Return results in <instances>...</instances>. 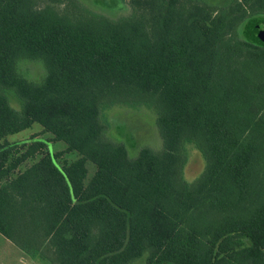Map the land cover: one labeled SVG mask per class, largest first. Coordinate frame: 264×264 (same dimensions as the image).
<instances>
[{
    "label": "trees",
    "instance_id": "1",
    "mask_svg": "<svg viewBox=\"0 0 264 264\" xmlns=\"http://www.w3.org/2000/svg\"><path fill=\"white\" fill-rule=\"evenodd\" d=\"M261 33L264 0H0V234L41 264H264ZM114 108L160 147L130 154ZM33 123L78 157L6 139Z\"/></svg>",
    "mask_w": 264,
    "mask_h": 264
},
{
    "label": "rangeland",
    "instance_id": "2",
    "mask_svg": "<svg viewBox=\"0 0 264 264\" xmlns=\"http://www.w3.org/2000/svg\"><path fill=\"white\" fill-rule=\"evenodd\" d=\"M19 72L31 80H40L46 73V69L42 61L38 59H21L18 62ZM109 119L111 123L110 133L117 141H124L125 143H132L136 147L129 148L130 154H135L136 149L141 146H151L155 149L161 145V139L158 129L155 124V116L151 110L144 108L130 109V108H114L109 111ZM124 124L129 133L122 137L118 133V126ZM35 134L36 140L44 141L47 145V150L50 153L63 152L57 162L69 163L78 157L76 151H65L66 144L63 141L52 140V135L48 132H43L39 124L33 123L29 128L10 134L6 137L9 142L23 141ZM191 149L195 152L192 153ZM189 150V168L185 173V179L192 181L202 171L204 160L200 153L191 146ZM31 161H28L30 163ZM88 172L85 182L92 176L95 166L91 162L86 163ZM22 167L21 169H23ZM0 264H41L39 261H32L30 258L22 255L18 248H16L9 240L5 239L0 234Z\"/></svg>",
    "mask_w": 264,
    "mask_h": 264
},
{
    "label": "water",
    "instance_id": "3",
    "mask_svg": "<svg viewBox=\"0 0 264 264\" xmlns=\"http://www.w3.org/2000/svg\"><path fill=\"white\" fill-rule=\"evenodd\" d=\"M257 40L259 41L264 40V33L258 34Z\"/></svg>",
    "mask_w": 264,
    "mask_h": 264
},
{
    "label": "crops",
    "instance_id": "4",
    "mask_svg": "<svg viewBox=\"0 0 264 264\" xmlns=\"http://www.w3.org/2000/svg\"><path fill=\"white\" fill-rule=\"evenodd\" d=\"M17 248V247H16Z\"/></svg>",
    "mask_w": 264,
    "mask_h": 264
}]
</instances>
